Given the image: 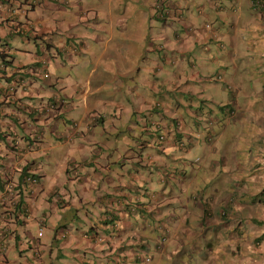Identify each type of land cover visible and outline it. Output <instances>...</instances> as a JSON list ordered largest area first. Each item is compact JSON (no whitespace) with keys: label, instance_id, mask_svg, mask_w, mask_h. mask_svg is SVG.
I'll use <instances>...</instances> for the list:
<instances>
[{"label":"rangeland","instance_id":"374dc122","mask_svg":"<svg viewBox=\"0 0 264 264\" xmlns=\"http://www.w3.org/2000/svg\"><path fill=\"white\" fill-rule=\"evenodd\" d=\"M37 2L42 3L40 6L37 5L34 11H30L29 17L35 20L38 17L41 18L44 14V18H48V24L52 29L58 25L57 21L61 20L60 16L65 12L54 10L52 2L67 9L66 14L62 16L64 19L63 28L66 30L68 29V23H72V13L79 10L78 0H68V4L60 3L58 0H37ZM47 2H51L50 5L46 8L42 7V4ZM133 2L137 10L132 23H127L126 28L121 30L115 29L122 39L134 37L135 27L139 26L136 19H139L141 25L142 14L148 11L146 0H133ZM100 3L102 4L100 5ZM148 3L151 4V11L155 12L154 14L159 11L163 12L162 10H166L167 7L166 0H148ZM23 5L25 8L30 7L28 4ZM82 6L84 9L82 15L88 20L87 23H92L95 16L98 19L106 18L104 15L108 11L106 0H82ZM89 7L92 10L88 9ZM188 11V24H192L194 28V31L189 32V34L195 33L194 36H197L200 29H206L204 22L211 23L215 28L221 29L222 36H227V39H223L221 42L222 47L216 41L201 45V43L195 42V37L191 36L190 40H186L183 47L177 46L171 51L167 49L155 50L153 54L165 55L161 61V67L164 68L162 73L165 75L159 74L153 77L151 82L152 86L161 94H156L149 86L135 83L132 74H126L123 78L117 77L122 81L121 90L115 88L116 86L110 82L107 75L101 78L100 82L106 86L104 89L105 94L102 95L101 100L105 103L103 112L107 114V117L103 121H99V117L102 116L99 109L98 112H93L92 109L88 111L90 113L89 117L95 114L98 121L91 124L92 133L90 132L86 138H75L73 143H65L64 139L57 136L58 133L72 132L73 122H77L78 131L89 127L87 120L82 121L85 111L82 103L83 96L79 93L76 94L73 86H77L79 82V85H82L88 79L89 71L94 67H97L98 70L103 69L104 65L102 63L108 60H100L98 65L94 61V55L102 56L105 54L102 45L105 47V43H107L105 40L108 39L110 34L103 32V29L106 30L107 27L105 24L100 23L103 27L96 31L99 38H102V35L104 36L100 48L97 46L96 48H83L85 40L83 33L87 38H90L89 36H92L95 31L81 25H79L81 26L79 31L74 28L67 30L80 36L76 39L75 35L67 32L64 38L68 42L75 43L74 45L79 51H82L83 59L81 60L79 54L78 57L68 59L65 57L67 53L62 52L60 48L58 52L56 51V58L49 56L50 69L49 67L48 69L51 73L49 80L55 82L56 76L60 77L62 93L66 94L65 97L70 107L63 113V122L59 123L56 129L58 133L50 131L49 126H46V124L43 125L45 129L43 133V152L38 157L42 165V171L45 173L43 181L46 189H49L53 184H63L68 190L70 202L75 208L79 209L81 218L86 219V222L91 220L96 222L99 219L97 214L99 216L104 215V211L101 212L100 210L98 200L100 192H104L108 185L122 180L124 178L123 174L125 175V183L129 175L126 171L132 170L137 161L140 162L137 156L128 158L127 154H122L120 150H128L126 144L136 148L144 141L150 143L152 137L154 138L156 134V129L160 127L158 125L161 123L165 125L170 123V134L175 136L178 133L177 123L180 118L184 122L180 130L191 135L196 145L191 154L184 152L183 155V150L177 149L181 163H186L190 167L188 174L191 175V179L187 180V184L193 188V193L202 192V203L212 211L213 216L202 217L203 210L200 207L196 208L192 205L191 209L189 205L188 221L181 224V231L176 228V231H178L176 236H170L160 250L154 249L157 234L153 232L150 235L148 246V254H152L154 257L152 264H264V203H259L264 200V41L259 39L264 37V19L261 7H252L250 3L245 1L242 4V12L237 14L231 8H228L221 13L223 19L222 17L218 18L213 10L210 12L204 11L208 13L206 18L199 14L196 7L192 5ZM85 19L82 20V23L85 22ZM176 19V17H172L171 21L160 20L161 27L164 23L170 24ZM220 20L219 27L217 24ZM157 22L159 21L157 20ZM233 22L239 25L238 30L241 33V44L236 55L238 56L236 62L241 75L235 81L237 90L233 91L236 94H230L231 91L227 88L228 85L220 82L205 83L209 85L216 84L219 89L218 93L209 89L204 94H175L171 88L167 90L169 92H166L163 87L167 80L174 81L173 87L183 83L184 89L182 90L185 91L193 90L194 87L197 88V85H199L197 81L192 80V82L186 83V79L201 63L211 67L210 73H216L219 69H223V67H219L223 65L218 64L219 60H222V63L229 60L230 63L232 50L229 46L228 33L230 30H235V28L227 25H231ZM249 22L254 31L256 25L260 27L256 32V36H252V39L249 36L250 30L247 29ZM169 30L175 33L173 29L170 28ZM178 32L181 33L180 35L184 34L181 29H178ZM2 36H4V29L0 28V44H7L10 53V56H7L8 60L12 59L15 64H18L28 63L32 59V53L37 48L33 37L28 41L27 37L23 38L20 35L5 36L3 40L1 39ZM115 37L119 38L117 33H115ZM167 37L170 39V36ZM157 38L158 42L159 40L164 42L161 37ZM51 40H53V37ZM75 52L76 49L73 53ZM145 54L148 53L145 52ZM199 56L201 57L198 58ZM148 57L149 60L152 59L150 56ZM88 59L94 62L89 63ZM149 60L139 59L137 66H144L143 62H149ZM59 62L60 65L56 66ZM10 66L11 64H6V72H9ZM178 68L181 69L177 70ZM1 69H3L2 66H0V72ZM137 70L138 68L133 72L136 77L140 76V72L146 71L144 69ZM172 72H175L176 76H173ZM231 74L233 72L231 73V67L228 65L226 73H223V80L229 85H231ZM144 75L145 73H143L141 81L146 80ZM145 76L148 79V74ZM90 79L95 81L97 78L91 76ZM46 84L47 82L42 80L34 82L33 88L39 90L40 93L34 96L36 102L40 101V96L49 97V90L45 89ZM0 85H6L4 78H0ZM55 87L57 88V85ZM56 88L55 91H57ZM97 96L100 98L99 92H97ZM27 99V97L24 98V100ZM228 103L235 104L236 111L232 119H228L221 108L222 105ZM122 105H128V109L121 108ZM164 105L169 107L168 115L174 117L165 119L167 114ZM91 107L95 108L92 102ZM88 108L90 109V106ZM199 110L201 111L200 114L198 113ZM206 121H212L211 124L215 133L212 144L205 139L209 133L206 128ZM3 122L4 120L0 117V127L4 128ZM183 137V143L187 145L186 137ZM82 144L83 148L79 150ZM70 145L75 146L71 148ZM154 145L159 147L156 144ZM147 149L156 150L154 146ZM147 149L140 150L142 164L144 165L148 164L145 156L150 152H146ZM0 150L1 161L4 163L11 161L10 154L6 152L5 144L0 145ZM120 155H123V159L126 158L128 162L124 160L123 162L126 163L122 164ZM96 156L105 160L108 159L111 162V168L107 175L112 179L110 182L104 179L105 174L97 177L91 176L93 168H97L95 165ZM197 158L199 162H195ZM12 160H14V157ZM144 169L147 171L146 167ZM179 186L180 184L170 188L177 195L176 204H182V200L178 198L179 194L187 199L190 193L183 194ZM90 188H93V192L89 193ZM159 188L160 185L156 186L155 179L151 180V178L147 180L145 186L140 185L138 188L140 202L144 204L149 201L146 196V193H149L147 190L158 191ZM225 199H230L233 203L232 210L235 217L230 221L222 218L220 214L221 203ZM35 200H29L30 205L34 204L35 206L34 209L36 210L33 209L35 218H44L42 211L45 208V210L53 211L55 215L49 217V221L59 220L60 218L63 221L73 219L74 211L71 213L66 211L63 218L58 211L51 210L50 201H52V198H45L42 194ZM190 201L193 202V200ZM199 202L197 203L199 204ZM158 205L161 204L157 203ZM170 214H174L177 219H183L184 217L182 207L177 205L174 210H164L163 223L171 225V223L176 222L175 220H168ZM38 225L36 222H30L27 225L26 233L29 232L30 234H28L31 235L32 239H39L41 245H48V249L41 254L42 260L46 264H75L74 259H79L76 258L78 254L75 251L71 253L73 257L66 254L60 240L62 236H51L48 228L44 225ZM111 227L113 229L109 230L110 234L118 230L117 223H113ZM19 232L23 234L24 231L20 229ZM83 233L88 234V232ZM19 235L22 240L23 236ZM88 236L90 239L89 234ZM47 239H49L48 242H46ZM68 250L70 249L68 248ZM162 250L163 257L166 254L167 257L160 259ZM20 252L22 253H18V251L9 252L8 257L16 260V264H26L27 253L29 257L31 252L34 253L33 242L31 243L28 240L26 248L21 249ZM60 252L64 255H60Z\"/></svg>","mask_w":264,"mask_h":264},{"label":"crops","instance_id":"0c3cea01","mask_svg":"<svg viewBox=\"0 0 264 264\" xmlns=\"http://www.w3.org/2000/svg\"><path fill=\"white\" fill-rule=\"evenodd\" d=\"M0 1L3 2V4H8V1L14 6L23 5L24 3L22 2L23 0ZM245 1L249 3V0H166L167 7L166 10H162V13L164 15L162 17L160 11L156 14H154L155 12L151 11V4H149L148 0H146V4L148 5V11L142 14V17L144 19H141V25L139 19H136L139 26L135 27L133 33L134 37L122 39L120 38L121 35H119V32L115 31V29L121 30L122 28H126L127 23H132L136 14L135 11L137 10V7L135 6L133 0H106L108 5V11H106V13L104 14L106 18H99V20L95 16V18L92 19V23H87L88 20H86L85 17L82 15V11H84L82 6V0H78L79 10L75 13H72V23H68L67 30L74 28L79 31V28H81L82 26L91 28L95 31L92 36H89L90 38H87V36L83 33L85 37L83 48H96V46L100 48V45H102V39L104 37L102 35V38H99V35H96V31L99 30L100 27H103L100 25V23L105 24V26L107 27L106 30L103 29V32L110 34L108 39L105 40L107 41V43H105V47H103L102 45V49L105 54H103L102 56L94 55V61L96 62V64L98 63V65L100 64V60H108L102 63L104 65L103 69L98 70L97 67H94L89 71V77L82 85H79V82L77 83V86H73L75 93H79L83 96L82 103L84 104L85 111L82 117V121H84L86 117L88 118L90 116V113L88 111H90L91 109V111L93 112H98V109L100 110L99 113L102 114V116L100 117L99 121H103L104 118L107 117V114L103 112V109H105V103H103L101 100L102 95L105 94L104 89L106 88V86L103 85L102 82H100L101 78L106 77V75L108 76L110 82L114 86H116L115 88L117 89H120L122 85V81L117 77L119 76L123 78L126 74H132L135 83H140L146 87L149 86V88L155 91L156 94H161L152 86L151 82L153 77H156L159 74L165 75L164 73H162V70L164 68L161 67V61L164 59L165 55H155L153 54L155 50L167 49L171 51L174 50L177 46L183 47L186 44V40H190L191 36L195 37V42L201 43V45H205L211 41H216V43H219L220 46L222 40L227 39L226 35L222 36L221 29L215 28L213 24L211 25L210 29H200V32L197 34V36H194L195 33L189 34V32L194 31L193 25L188 24V10L191 5L193 7H196L197 12L206 18L208 16V13H205L204 11L210 12L211 10L215 11L217 17L220 18L222 17L221 13L226 11L228 8H231L232 11L237 14L242 12V4ZM50 3L51 2L43 3L42 7L46 8L50 5ZM262 3L263 8L264 0H262ZM101 4L102 3H100V5ZM225 4L227 5L226 7ZM52 5L54 10L65 11L62 13L61 16L58 15L61 18V20L57 21L58 25L54 27V29H52L48 24V18H44V14H42L41 18L38 17L35 20L32 19V28L34 29V31L30 30V33L27 36L22 37H27L28 41H30V38L33 37L34 41L36 42L35 45L37 46V48L32 53V59L28 63L15 64L12 61L11 66H16L20 64H31L33 61H36L41 58L43 52L47 53L53 58H56V51L58 52L59 48L62 52L67 53V56L65 57L68 59L76 56L78 57V54L80 55L81 60L83 59L81 55L82 51H79V49L74 45L75 43L71 41L68 42L67 39L64 38L67 32H70L63 28L64 19L62 16L66 14L67 9L64 7L62 8L59 5H55L53 2ZM88 9L92 10V8L90 7ZM3 13L4 9L0 12V28L4 29V36L1 37L2 40L5 38V36H13L9 34V23L3 20ZM172 17H176L177 19L171 22L170 24L164 23L163 27H161L162 24L160 20L171 21ZM83 19H85L84 23H82ZM157 20L159 22H157ZM220 22L221 20L218 21L217 24L219 27ZM205 23L206 22H204V24ZM227 26H234L235 28V30H230L228 33L229 46L230 50H232V55L230 56L231 64L229 63V60L224 63H222V60H219L218 64H223L219 67H223V69H219L216 73H210L211 67H208L204 63H201V65H199L197 69L186 79V83L192 82V80L197 81V83H199V85H197V88L194 87L193 90L185 91L182 90L184 89L183 83L177 85L176 87H173L174 81L170 82L169 80H167L165 81L163 87L166 92H169L167 90H170L169 88H171L173 90L172 92L175 94H204L206 91H209V89L213 90L215 93H218L219 89L216 84H205L208 82H220L224 85H228V89L230 91L237 90L235 81H237L238 76H240L241 74L238 70V65L236 62L238 61V56L236 55L237 49L241 44V33L238 30L239 25H237L236 22H233L231 25ZM170 28L173 29V32L175 33H172L169 30ZM178 29H181L184 34L180 35L181 33L178 32ZM247 29L250 30L249 36L250 39H252V36H256V32L260 29V27L256 25L254 31L253 26H251L249 22ZM36 32L37 34L35 35ZM115 33L118 34L119 38L115 37ZM72 34L75 35L74 37H76V39H78L79 35H76L74 33ZM167 36H170V39H168ZM52 37L53 40H51ZM157 37H161L162 40L164 39V42H161L160 40L158 42ZM259 39L264 41V37H261ZM73 48L76 49L75 53H73ZM145 52L148 54H145ZM147 55L150 56L152 59L149 60V57ZM200 57L201 56H199L198 58ZM139 59L147 61L149 60V62L144 61V66H137V61ZM88 61L89 63L94 62L90 59H88ZM59 65L60 62L56 66ZM228 65L231 67V73L233 72V74H231L230 76L231 85H229L225 80H214V77L218 73H226ZM48 67L50 69L49 65ZM137 68V71L142 69L146 71L140 72V76L136 77L133 72ZM179 69L181 68H178L177 70ZM143 73H145V75L148 74L149 77L147 79V76L144 75V78L146 80L141 81ZM172 75L176 76L175 72H172ZM91 76H95L97 79L95 81H92L90 79ZM56 78L57 79L54 80L55 82H50V80L44 81L47 82V84L45 85V89L47 91L49 90V94H52V92L55 91V85H57L56 90L62 95H66L62 93L60 77L56 76ZM127 88L129 89L130 87ZM35 92L40 94L39 90H36ZM97 92L100 93V98L97 96ZM89 100L93 103L95 108L91 107V102H86ZM89 106L90 109L88 108ZM121 108L127 110L128 105H122ZM164 110L167 114L165 119L174 117L172 115H168L169 107L167 105L165 106ZM198 113L200 114L201 111L199 110ZM0 117L4 120L5 116ZM118 117L120 118L121 116ZM183 123L184 122L182 121L181 127ZM177 131L178 133L175 136L169 134L163 144L160 145L159 143H156V145H158L159 147L153 144L154 138L152 137V141L150 143L144 141L143 144L137 146L136 148H133L130 144H126L128 150H120L122 154H127L128 158H135V156H137V159L140 160V162L138 163L137 161L136 166H134L132 170L129 169L128 171H126L129 175L125 183V175L123 174L124 178L122 180H120L118 183L108 185V188L105 189L104 192H100L98 200L100 210L101 212L104 211V215L99 216L97 214L99 219L96 222L93 220L86 222V219L81 218V216L79 215V209L75 208L70 202V197L68 196L69 193L67 192L68 190L66 187H64L63 184H53L50 186L49 189H46V185L43 181L45 173L43 171L41 172L42 176L40 177L37 192L34 195V198L31 199H34V201H36L35 199L42 194L45 198H52V201H50L51 210L54 209L58 211L63 218L66 214V211H70V213L73 211L75 212L73 217L71 216L73 219L70 221H63V219L61 218L59 220L49 221V217H52L54 215L53 211L45 210V208L42 211V213L44 214L43 225L49 229L48 232L51 236H56V234L58 236V233L61 229H69L68 235L65 238H61L60 240L65 248L66 254L71 255L72 251H75L78 254L76 258L79 259H74L76 261L74 262L75 264H152L154 259L152 254H150L152 256V260L150 263H145L143 257L149 255V239L150 235L153 232L157 234V241V238L160 234L157 230V225L159 224V222H161V220L163 221L164 219V210H174L175 207L178 205L181 206L182 210L184 211L183 219L179 220L175 219L176 216L174 214H170V218L168 220H175L176 222L171 223V225L167 224V234L169 239L170 236L175 237L176 233L178 231H181V224L188 221V214L190 210L189 205L191 206V209L192 205H194L196 208L200 207L202 210L204 209L201 199L202 192H199L198 195L195 196L196 194L193 193V188H191L187 184V180L191 179V175L188 174V170L190 169V167L186 163H181L177 152V149L179 148L178 142L184 141L183 136H185L187 140L186 147L180 149L183 150V155L184 152H186L187 154H191L193 152L196 146L195 142L193 140V137L188 133H184L180 129ZM78 132L79 134H76L77 136L74 137V139L65 143H73L75 138H86V136L89 135L90 132L92 133V128L90 129L85 127L83 130H80ZM74 146H71V148H73ZM151 146H154L156 150L153 151L152 149H147ZM82 148L83 144L80 145L79 150H82ZM143 149H147L146 152H150L148 155L145 156L148 161L147 165L142 164L143 160L141 158L142 153L140 150ZM42 150L43 149H41L35 154L28 155V157H30L31 159H35V161L39 163L41 170L42 165L38 157H40L41 152H43ZM96 157L97 158L95 161V165L97 166V168H93L91 176L93 175L92 177H97L101 174H105L104 179H107L110 182L112 179L109 178L107 175L111 168V162L108 159L105 160L101 157ZM124 160L126 161V158L123 159V155H120V162L122 164L128 162H123ZM145 167L147 168V171H145ZM142 176H144V178H142ZM150 178L151 180L155 179L156 186L160 185V190H147V192L149 193H146V196L149 198V201L143 204L139 200L138 188L140 185L145 186V183ZM85 180H87L86 177ZM179 184V187L182 189L181 192H183V194H187V192H190L189 198L187 199H184L183 195L179 194L178 198L182 200V204H176L177 195L176 193H174L173 190L170 189L171 187H175ZM90 192H93V188L89 189V193ZM29 200L30 198L22 192L21 202L24 204V207L26 204L29 205ZM187 200L189 201L188 203ZM190 200H193V202H191ZM198 201H200L199 204L197 203ZM157 203H160L161 205L157 206ZM0 207V226L5 227L7 234V251L4 255H0V264H16V260H12L10 257H8L9 252L11 253L18 251V253H22L20 252V250H24L26 248V242L28 240H30L31 243L33 242L34 253L31 252L30 257L27 253L28 258H26V264H46L45 261L42 260L41 254L46 251V249H48V245H41L39 239H32L31 235H29L30 233H26L27 225H29L30 222H36L37 224H39L38 221L41 217L27 219V214L25 213V210L19 207L15 209H11L6 205H0ZM31 207L33 210L35 208L34 204H32ZM113 223H117L118 230L110 234L109 230L113 229L111 227ZM176 228L178 231H176ZM20 229L24 231L23 234L19 232ZM83 232H88L90 236L95 234L100 235L103 240L101 243H96V241H92V239L90 240L89 236H84ZM19 234L23 236L22 240ZM48 241L49 239H47L46 242ZM68 248L70 250H68ZM160 254V259L167 257V254L165 255V257H163V250L160 252ZM60 255L63 256L64 254L60 252ZM71 257L73 256L71 255Z\"/></svg>","mask_w":264,"mask_h":264},{"label":"built area","instance_id":"2783aa9c","mask_svg":"<svg viewBox=\"0 0 264 264\" xmlns=\"http://www.w3.org/2000/svg\"><path fill=\"white\" fill-rule=\"evenodd\" d=\"M59 1L68 4V0ZM22 2L30 7L14 6L8 1V4L0 2V12L4 9V18L9 23L12 35L27 36L30 30L34 31L29 10L39 3L37 0H23ZM74 50L75 48H73ZM0 52L10 56L7 47L1 48ZM7 56L0 62L2 64L0 66L3 68L0 78H4L6 82L5 86L0 85V116L6 117L3 122L4 128L0 127V145L5 144L11 161L4 163L0 159V205H6L11 209L19 207L25 210L26 218L29 219L35 218L34 211L30 203L24 207L21 195L23 192L30 199L34 198L42 170L39 163L28 155L35 154L42 149L45 130L43 125L46 124L50 131L58 133L57 126L62 123L63 113L70 105L65 95L58 91H53L49 97L40 96L39 102H36L34 98L38 94L33 88L34 82L47 81L51 76L48 69L49 55L47 53L43 52L42 57L31 64L10 66L9 72H6V64H9ZM25 97L28 99L24 100ZM85 120L91 125L97 122L98 117L94 114L91 117H86ZM77 126V122H73V131L58 133V138L64 139V142L72 140L78 132ZM13 157L14 160H12ZM26 165V174H23V168ZM38 222L39 225H43V218H39ZM59 234L64 236L65 233L62 230ZM6 239V229L0 226V255H4L7 251Z\"/></svg>","mask_w":264,"mask_h":264},{"label":"clouds","instance_id":"9594fccd","mask_svg":"<svg viewBox=\"0 0 264 264\" xmlns=\"http://www.w3.org/2000/svg\"><path fill=\"white\" fill-rule=\"evenodd\" d=\"M41 3H39V6L41 5ZM249 3H250V5H252V7H256V6H260L261 7V13H262V16H263V19H264V7L262 8V6H263L262 0H249ZM35 8H36V6L33 7V8H31L29 10V14H30V11H34ZM3 20L6 21L5 18ZM211 25H212L211 23L206 22L204 24V27L206 29H210L211 28ZM9 34H10V30H9ZM10 35H12V34H10ZM222 45L223 44L221 43L220 46H222ZM3 47H7L8 48L7 44H0V48H3ZM0 54H1V52H0ZM6 56L7 55L5 54V57L4 58H6ZM10 60H8V63L9 64H12V61L13 60L12 59H10ZM1 61H2V59H1ZM214 80L223 81V72L218 73L214 77ZM227 88H228V86H227ZM230 94H236V93H235V91L231 90ZM221 108H222V111L224 112L225 116H227L228 119L234 118L235 111H236L235 104L234 103H228L226 105H222ZM4 122H5V119H4ZM181 122H182V119L180 120V118H179L178 123H177V130L180 129ZM211 123H212V121H208L207 124H206V128L209 130V133L205 137L206 141L209 142L210 144H212V142L214 141V137H215V133H214V130H213V127H212V124ZM90 126L91 125H89L88 128H90ZM158 127L159 128L156 129V134L154 135L153 144L159 143L161 145V144H163L166 141L167 137L170 134L171 124L170 123L168 125L160 124V125H158ZM158 131L161 132L160 133L161 136H158L157 135V132ZM178 147H179V149H181V148H185L186 145L183 143V141H179L178 142ZM195 162H199V159L197 158L195 160ZM197 195L198 194H196L195 196H197ZM202 198L203 197H201V199ZM261 202L264 203V200H261L259 203H261ZM203 206H204V209H203L202 217H205V216L212 217L213 216L212 211L206 205L203 204ZM232 208H233L232 200H230V199L223 200L222 203H221V210H220V214L222 215L221 217L222 218H226L229 221L232 220V219H234L235 215H234V212H233ZM231 215H233L232 218H230ZM175 219L176 220H179V219H177V217ZM62 230L65 233L64 236H62V238H65L68 235L69 229H61L60 231H62ZM157 230L159 231L160 234H159V236L157 238L156 243L154 244V249L155 250L156 249L157 250H160L162 248V246L164 245V243L168 239V234H167L168 233V227H167V224L163 223V221L161 220V222H159V224L157 225ZM60 231H59V233H60ZM59 233H58V236L61 237ZM83 235L86 236V237H88V234H86V233H83ZM91 239H92V241H96V243L97 242H100L101 243L102 240H103V238L100 235H97V234L90 236V240ZM258 239H260V238H258ZM143 260H144L145 263H150L151 260H152V256L150 254L148 256H144L143 257Z\"/></svg>","mask_w":264,"mask_h":264},{"label":"trees","instance_id":"16d2710c","mask_svg":"<svg viewBox=\"0 0 264 264\" xmlns=\"http://www.w3.org/2000/svg\"><path fill=\"white\" fill-rule=\"evenodd\" d=\"M161 13V16L163 17L164 15H163V13L162 12H160ZM0 57H1V59L3 60V58L5 57V54L4 53H1L0 54ZM11 61V60H10ZM161 132L160 131H158L157 132V135L158 136H161V134H160ZM26 168H27V165L26 166H24V168H23V174H26L25 172H26Z\"/></svg>","mask_w":264,"mask_h":264}]
</instances>
